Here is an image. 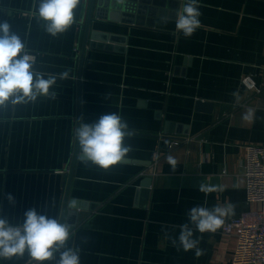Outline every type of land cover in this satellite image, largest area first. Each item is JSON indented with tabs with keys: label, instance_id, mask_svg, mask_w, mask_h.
<instances>
[{
	"label": "crops",
	"instance_id": "1",
	"mask_svg": "<svg viewBox=\"0 0 264 264\" xmlns=\"http://www.w3.org/2000/svg\"><path fill=\"white\" fill-rule=\"evenodd\" d=\"M182 2L127 0L117 8L107 1L105 19L93 15L78 79L89 0L57 37L44 30L38 0H0V21L35 56L36 71L71 70L50 88L55 98L0 105V213L13 223L33 207L60 218L75 151L78 82L83 122L117 112L131 132L125 143L133 150L108 170L82 164L78 146L68 198L87 210L73 219L68 245L81 249V264H231L236 237L223 226L195 233L199 257L172 239L188 210L205 201L210 208L235 205L224 223L258 208L246 202L244 147L264 146V0H200L201 24L188 39L175 30ZM248 78L253 88L244 84ZM249 108L252 123L242 120ZM200 184L223 191L206 195ZM29 261L25 253L0 264Z\"/></svg>",
	"mask_w": 264,
	"mask_h": 264
},
{
	"label": "clouds",
	"instance_id": "2",
	"mask_svg": "<svg viewBox=\"0 0 264 264\" xmlns=\"http://www.w3.org/2000/svg\"><path fill=\"white\" fill-rule=\"evenodd\" d=\"M80 3L81 0H38L37 14L44 22V30L52 37L65 33L76 22L75 13ZM117 3L126 5L127 0H117ZM201 15L200 0H183L182 7L176 10V32L186 39L191 38L200 27ZM164 22L167 23V19ZM35 62V56L11 25L6 20L0 21V105L9 101L13 104L35 101L40 95L55 98L56 93L50 94V88L56 85L57 79H68L71 70L42 73L35 70ZM232 95L238 100V93ZM255 118L252 108L242 115V120L248 123ZM73 136L79 146L81 163L104 170L120 164L133 150L125 143L131 136L128 123L117 112L104 113L91 123L81 118L73 129ZM167 162L176 169L174 157L169 155ZM198 190L207 195L223 188L200 184ZM6 199L15 203L11 194ZM234 214L235 205L231 203L210 208L205 201V205L194 206L186 213L188 222L179 225V235L172 239V245L184 252L194 251L199 257L203 250L195 233H214L223 226L225 217ZM73 236L70 225L40 214L35 207L28 209L24 219L16 223L0 213V259L23 258L27 253L29 260L37 264H81V249L68 245Z\"/></svg>",
	"mask_w": 264,
	"mask_h": 264
},
{
	"label": "built area",
	"instance_id": "3",
	"mask_svg": "<svg viewBox=\"0 0 264 264\" xmlns=\"http://www.w3.org/2000/svg\"><path fill=\"white\" fill-rule=\"evenodd\" d=\"M243 82L249 88L254 87L249 78ZM177 144L171 142L172 146ZM244 148L246 202L258 208L230 219L224 223L222 232L236 237L231 264H264V146L248 144Z\"/></svg>",
	"mask_w": 264,
	"mask_h": 264
},
{
	"label": "water",
	"instance_id": "4",
	"mask_svg": "<svg viewBox=\"0 0 264 264\" xmlns=\"http://www.w3.org/2000/svg\"><path fill=\"white\" fill-rule=\"evenodd\" d=\"M107 1L111 2V6H116L117 8L120 6V4L117 3V0H89L88 3V10H87V18H86V23H85V29H84V35H83V42H82V47H81V55H80V61H79V68H78V74H77V78L79 79L81 76V67H82V63H83V54L85 52V48H86V42L88 39V32L90 29V24L91 21L93 19V15H94V19H105L104 15V11L105 8L107 7ZM113 1L115 2V4H113ZM93 37L91 38V42L93 43ZM91 45V43H90ZM197 105L199 107L202 108H206V109H210L211 108V103H205L203 104L201 101H197ZM80 121V89H79V82H78V95H77V122ZM77 149H78V143L75 139V151L73 154V158H72V162H71V166H70V170H69V176H68V180H67V185H66V189H65V197H64V201H63V206H62V211H61V215L59 220L63 223H67L68 225H70L71 227H74L76 225V220L77 217L82 214V211L87 210L85 208V203L71 199L69 200L68 195H69V187H70V183H71V178H72V174H73V167L75 164V160L76 157L78 155L77 153ZM138 162V161H135ZM146 181L144 182V187H148L149 183H150V179L147 178L145 179ZM74 219V220H73ZM26 264H36V261L34 260H30L28 263Z\"/></svg>",
	"mask_w": 264,
	"mask_h": 264
}]
</instances>
